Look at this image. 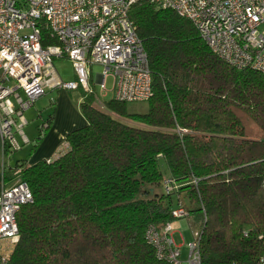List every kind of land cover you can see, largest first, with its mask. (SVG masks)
<instances>
[{
	"label": "trees",
	"instance_id": "trees-1",
	"mask_svg": "<svg viewBox=\"0 0 264 264\" xmlns=\"http://www.w3.org/2000/svg\"><path fill=\"white\" fill-rule=\"evenodd\" d=\"M130 17L151 72L147 110L115 99L101 109L81 91L86 123L65 136L63 153L4 166V180L20 169L32 193L8 264H166L146 229H161L180 203L203 264L264 254V73L218 58L172 9L137 0ZM41 36L44 47L57 42L44 25ZM166 179L175 191L157 190Z\"/></svg>",
	"mask_w": 264,
	"mask_h": 264
},
{
	"label": "built area",
	"instance_id": "built-area-1",
	"mask_svg": "<svg viewBox=\"0 0 264 264\" xmlns=\"http://www.w3.org/2000/svg\"><path fill=\"white\" fill-rule=\"evenodd\" d=\"M137 0H0V137L8 159L29 140L23 132L24 111L48 89H80L94 94L103 109V97L112 92L120 102L146 101L151 95V72L142 41L130 17ZM174 10L190 20L210 50L229 65L264 73V0H147ZM41 25L57 41L42 46ZM67 58L74 80L62 81L55 73L54 58ZM102 71L92 76V67ZM111 78V87L106 79ZM46 127L43 123L41 131ZM262 188L264 191V157ZM5 166V164H4ZM20 169L16 172L19 173ZM16 173L0 190V264H8L18 240L17 213L31 202L28 184ZM196 183V181H194ZM164 191L177 188L173 179L163 182ZM188 216L180 203L171 210L172 220L161 229L150 225L146 239L156 257L166 264H203L200 234L187 244L181 259L173 237V222ZM251 264H264V254Z\"/></svg>",
	"mask_w": 264,
	"mask_h": 264
},
{
	"label": "crops",
	"instance_id": "crops-1",
	"mask_svg": "<svg viewBox=\"0 0 264 264\" xmlns=\"http://www.w3.org/2000/svg\"><path fill=\"white\" fill-rule=\"evenodd\" d=\"M70 91L72 90L55 89V88L48 89L46 94L50 92L51 95H53L51 96V99H55L49 101L51 103L50 108H46V109L44 107L41 109L29 108L26 111H24V117H26V112H27L30 119L32 120L37 119L35 121V123L37 124L36 125L37 129L35 131L28 129L29 136H27V134L24 133L29 140L28 143V145L30 146L29 157L27 158L20 157L17 158L13 163H10L9 161H11L10 159L12 158L13 155L11 154L6 162L5 160L6 156H4L2 151V144L0 137V190L3 183L7 185L11 180V179L8 180L3 179L4 164L15 166V163L18 160L20 161L26 160L28 164H33L35 162H38L39 160L53 159L66 150L67 145L65 143V136L72 130L85 125L86 123L85 118L83 117L79 108L81 95L77 97L76 101L72 100ZM50 109L52 113L51 114L49 113L47 115ZM29 111H31L32 113L31 112L29 113ZM50 115L52 117V122L50 123L49 127L43 132V135L38 140L36 147L31 149L32 146H34L35 141L39 136V134L44 130V129L42 131L40 130L42 124L48 120ZM27 124L28 123L26 121V125Z\"/></svg>",
	"mask_w": 264,
	"mask_h": 264
},
{
	"label": "rangeland",
	"instance_id": "rangeland-1",
	"mask_svg": "<svg viewBox=\"0 0 264 264\" xmlns=\"http://www.w3.org/2000/svg\"><path fill=\"white\" fill-rule=\"evenodd\" d=\"M261 30L264 31V24L261 25ZM53 64H54V68H55V73L59 79H61L62 81L74 80V71H73V68L71 66L70 61L67 58H65V57L54 58ZM91 70H92V76L94 77V76H96L97 73L102 71V67L96 65V66H93ZM106 85L108 88L111 87V78L106 79ZM92 88L100 96L102 101L107 102V101L113 99L112 92H108L106 95H104L102 97L100 92H99V86L97 84H92ZM70 92H71L70 95L72 97V100H75V101L77 100V97H79L81 95L80 89H75V90L73 89ZM55 94H57V93H55ZM51 96H53V95H51V93L48 92V94H46L45 96L36 100L30 108H32V109H41L43 107L45 109L50 108L51 103L49 101L55 100V99H51ZM126 106H127L128 112H130V113H143L147 110V103L145 101L127 102ZM30 112L31 111H29V113ZM49 113L50 114L52 113L51 109L47 113V115ZM25 120L27 121L28 124L23 127V132L25 134H27V136H29L28 129H31L33 131H35L37 129V126H36L37 124L35 123V121L37 119L36 120L30 119L28 116V113L26 112ZM29 149H30V146L28 144H24L22 146L21 150H17L15 152H13L12 158L10 159L11 161H9V162L13 163L17 158H20V157H26V158L29 157ZM5 160L7 162L8 159L5 158ZM157 190L163 191V185L158 187ZM181 200L184 204L188 205V201L184 196H182ZM173 202H174V204H176L175 198L173 199ZM197 229H198L197 227L193 226L190 216L180 218V219L175 220L173 222L172 237H173L175 244L180 246V251H181L180 257L182 260H185L187 258V255H188L187 244L194 240L193 232L197 231Z\"/></svg>",
	"mask_w": 264,
	"mask_h": 264
}]
</instances>
